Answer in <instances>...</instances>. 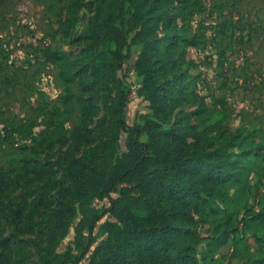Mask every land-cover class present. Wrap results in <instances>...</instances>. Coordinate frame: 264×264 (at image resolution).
Listing matches in <instances>:
<instances>
[{"label": "trees", "instance_id": "16d2710c", "mask_svg": "<svg viewBox=\"0 0 264 264\" xmlns=\"http://www.w3.org/2000/svg\"><path fill=\"white\" fill-rule=\"evenodd\" d=\"M80 7V0L69 3L65 33L77 21ZM204 8L202 0H96L81 35L85 45L74 60L59 48L45 50L44 61L59 68L62 107L44 114L50 131L30 147L26 171L14 178L0 174V227L4 219L12 220L11 233L0 235V264H30L26 237L40 219L65 221L75 212L80 219L74 246L58 252V234L51 230L35 246L42 264H78L91 251L92 231L105 211L114 220L104 225L108 236L94 248L89 264H221L229 243L230 259L264 264V183L254 187L252 178L264 159V138L254 131L228 133L222 119L213 120L206 98L189 81L186 46L198 45V35H180L174 25ZM134 32L143 46L137 69L152 112L131 126L119 71L130 55L127 42ZM154 50L158 61L151 59ZM160 76L166 77L159 81ZM76 88L82 92L81 117L73 145L101 141L79 158L74 149L58 178L52 161L39 160V148L65 130L77 104ZM99 102L107 124L90 137ZM174 110L178 117L172 122ZM122 133L128 134L127 151L119 155ZM31 174L37 183L27 189L21 205L14 194ZM119 186L123 192L110 197L107 210L92 207L95 191L108 196ZM58 187L66 199L50 210ZM191 210L210 226L207 236L191 227Z\"/></svg>", "mask_w": 264, "mask_h": 264}, {"label": "rangeland", "instance_id": "374dc122", "mask_svg": "<svg viewBox=\"0 0 264 264\" xmlns=\"http://www.w3.org/2000/svg\"><path fill=\"white\" fill-rule=\"evenodd\" d=\"M71 1L0 0V174L7 177L14 178L26 171L30 147L50 131L44 114L50 109L62 107L64 85L59 68L56 63L44 61L45 50L48 47L59 48L74 60L85 45L81 35L94 15L96 0H80L77 21L67 34L64 23ZM202 1L204 10L174 22L180 35H198L200 41L196 46H186V60L191 62L189 81L206 98L213 120L222 119V126L226 127L228 133L254 131L264 138V0ZM158 33L162 35L161 28ZM137 37V32L128 37L130 55L119 71L128 92L125 117L131 126L142 123L143 117L152 112L144 88V77L137 69L143 47L137 42ZM182 45L180 43L174 48L175 57ZM156 52L151 53L152 61H158ZM164 77L160 76L159 81H163ZM75 91L77 104L65 130L59 138L39 148V160L52 161L59 171L58 178H61L63 166L70 161L74 149L76 158H79L86 149L101 141L97 138L91 143L82 144L80 148L73 145L81 117L78 100L82 95L79 88ZM99 108L91 125L93 132L90 137H95L107 124L101 102ZM176 111L170 115L172 122L178 117ZM127 136V133H122L119 138V155L127 151ZM105 153L99 152L98 159L101 160ZM258 165L252 174L254 187L264 183V159L259 160ZM34 177L35 174H31L22 180L14 194V199L21 205L27 189L37 183ZM198 177L196 173L194 179ZM122 187L119 186L108 196L95 191L92 207L99 212L107 210L110 197H120ZM63 199H66V195L58 187L53 192L50 210ZM191 212L194 219L191 227L207 236L210 226L199 213ZM79 219L76 212L69 214L65 221L41 218L35 232L26 237L30 241V264H42L35 242L46 239L50 230L58 234V252H65L74 246ZM111 220L114 218L105 211L92 231L91 251L78 264H89L94 248L108 236L104 225ZM11 222V218L3 220L1 236L11 233ZM232 246L229 243L224 248L221 264H241L239 259H230ZM153 264L159 263L154 260Z\"/></svg>", "mask_w": 264, "mask_h": 264}]
</instances>
